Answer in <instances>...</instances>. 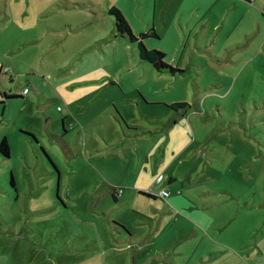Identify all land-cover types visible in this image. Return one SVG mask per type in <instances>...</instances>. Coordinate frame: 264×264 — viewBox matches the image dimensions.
<instances>
[{
  "label": "rangeland",
  "instance_id": "rangeland-1",
  "mask_svg": "<svg viewBox=\"0 0 264 264\" xmlns=\"http://www.w3.org/2000/svg\"><path fill=\"white\" fill-rule=\"evenodd\" d=\"M0 1V62L12 68L0 88L18 95L25 88L30 91L24 98L0 103V137L11 148L8 159L0 155V264H134L132 254L126 253L129 233L118 221L128 223L137 236H148V256L142 261L148 264H247L230 248L240 250L241 245L246 257L260 253L261 1ZM111 5L122 11L135 34L147 32L148 26L136 33L131 13H147L152 20L161 7L170 26L156 30L159 37L145 44L163 51L184 72L176 77L159 74L141 61L137 45L117 36L107 12ZM111 79L116 85L103 83ZM141 92L151 103L145 110L159 122L167 112L160 103L188 105L191 133H178L179 143L195 140L194 146L201 148L190 180L198 179L197 171L203 175L204 162L213 157V180L186 190L198 204L206 202L213 209L209 231L195 232L181 223L180 215L159 213L167 204L162 198L135 195L114 201L108 194L107 179L130 180L112 178L100 168L110 159L117 165L125 159L121 146L109 154L102 149L98 128L111 124L102 106L109 98L124 100L135 124L130 127L154 132L161 124L142 118L151 119L128 103ZM89 149L98 150L91 154ZM172 189L167 185L168 192ZM142 221L152 227H139Z\"/></svg>",
  "mask_w": 264,
  "mask_h": 264
},
{
  "label": "crops",
  "instance_id": "crops-1",
  "mask_svg": "<svg viewBox=\"0 0 264 264\" xmlns=\"http://www.w3.org/2000/svg\"><path fill=\"white\" fill-rule=\"evenodd\" d=\"M219 1L220 0H214V3H218ZM224 1L230 2L231 4L233 1L239 2L237 0ZM259 1H261L262 6L259 8V10L264 16V0ZM240 3L248 5L250 4V0H243V2ZM162 5H164V3L161 4V6ZM1 10L2 6L0 1V11ZM160 10L161 7L159 8V12L155 14L152 20L148 17L147 13H140L138 11L137 16H134L133 13H131L130 18L133 20L132 26L135 32L137 33L136 30H143L144 27L147 26V32L152 27H154L156 30H161L162 28L170 26L168 17L163 13L160 14ZM136 17H139L140 19ZM161 24L163 26H161ZM142 32L143 31L139 33ZM6 68H8L7 72L5 71ZM11 70V67H5L4 64L0 62V82L3 80V78H5V75L10 73ZM88 80L94 82L97 79ZM88 80L84 82L87 83L89 82ZM105 81L107 80H103V83L106 85H116V81L114 79H111L108 82ZM26 89L27 88L23 90L22 96L24 97L30 93L29 91L27 94H24ZM1 92L6 91H2L0 88V93ZM88 99L90 104L93 101V97ZM135 100L136 101L134 102L130 101L128 103H131L133 106L137 105L142 114L150 116L151 119L148 117L142 118L161 125L160 128L154 132L139 131L137 128H131L130 126L133 127L135 124L132 123V118L128 117V110H125L126 108L124 100H122L121 103H118V101L114 98L105 100L102 106V111L105 113V115L107 114L106 120L111 122V124L109 123V125L105 124V126H102L104 125L103 123L98 128L100 136L99 140L102 143L104 142L102 149L109 154L114 148L121 146L123 152L125 153V159H122L124 164L121 165H117L116 162H112L114 159H110L107 164L105 163L99 166L104 172L111 174V176H113L112 178H116V176L118 177L120 175L127 177V179L130 180L129 182H123L107 179L108 186L106 189L108 190V194H111L110 189L115 187L117 190L122 191L118 195V200H122L124 198H133L135 195L147 196L146 194H151L153 197H147L153 199L158 197L162 198L163 200L167 201V204L165 205V210L157 209L159 213L167 214V212H170L176 216L180 215L182 217L181 223L184 222L185 225L190 226L195 230V232L209 231L210 228H213V209H211V207L206 202L198 204L186 191L188 190L187 188L200 185L203 180H205V182L208 180H213V171L211 170V168L213 169L212 156H209V160L204 162V164L206 163V170L203 172V175L197 171L198 175L196 178L198 179L196 181L190 180L193 171L195 172L197 169L196 167L200 160L199 155L201 148L198 146V144L197 146H194V143H197L195 140L179 143L178 133H191L190 127H192V122L190 117L187 118V110H185L188 105L184 107L173 108L171 105L175 102L167 103L165 105L160 103L159 105L164 106L167 112L166 117H164V119L159 122L158 119L152 118L153 115H150L145 110L144 106L151 103L148 102V97L144 92L139 93ZM66 118L67 116H65L64 121H62L64 129ZM65 132H67L66 129ZM153 134H155V136H153ZM154 137H157L156 140L151 141V139ZM4 138L0 137V140ZM33 139H36L35 136ZM78 139L81 141L80 137ZM89 150V153L92 154L98 149ZM91 154H89V158L92 157ZM120 157L123 158L122 155ZM178 181L181 182L180 186H178ZM167 185L173 189L171 192H169L168 197H162L160 193L163 190H166ZM200 193L203 194L202 192ZM116 223L121 224L122 227H124L129 233L128 239L130 240L131 244L128 245L126 249H129L130 251H127L126 253L132 254V260L134 261V264H148L142 262L146 260L148 256L145 247V245L148 244V236H137L136 231H134L132 227L125 221H118ZM224 226L225 225L221 224V228H224ZM139 227L144 229L150 228L152 226L150 225V222L142 221ZM134 244L136 245L134 246ZM256 245L258 246L260 253L258 254L257 252H254L255 255L248 253L249 255H247V257L244 254L245 251H247L244 245H241L242 249L240 250L233 246L230 248L240 259L246 260L247 264H264V240L261 242L259 239L256 242Z\"/></svg>",
  "mask_w": 264,
  "mask_h": 264
},
{
  "label": "trees",
  "instance_id": "trees-1",
  "mask_svg": "<svg viewBox=\"0 0 264 264\" xmlns=\"http://www.w3.org/2000/svg\"><path fill=\"white\" fill-rule=\"evenodd\" d=\"M107 12L109 15H111L114 18L117 36L126 39L131 44L137 45L141 61L150 63L158 73H168L173 77H176L178 74H182L184 72L182 69H179L178 67H175L174 65L170 64L167 61L166 54L163 51H160L158 49L147 48L145 44V40L153 37L156 38L159 37L154 27H152L148 32L135 34L129 22L127 21L122 11L118 7L114 5L109 6ZM0 97H1L0 99L1 104H4L6 99L17 98V97L24 98V96L22 95L8 93V92H1ZM184 106H187V104L174 103L171 105V107L173 108L184 107ZM32 137L34 138L33 135ZM10 153H11V149L9 142L7 138H4L0 142V155L4 159H8L10 157ZM12 184L14 185L13 180H12ZM110 190L114 201H117L119 190H117V188L115 187L111 188ZM146 195L153 197L151 194H146Z\"/></svg>",
  "mask_w": 264,
  "mask_h": 264
},
{
  "label": "built area",
  "instance_id": "built-area-1",
  "mask_svg": "<svg viewBox=\"0 0 264 264\" xmlns=\"http://www.w3.org/2000/svg\"><path fill=\"white\" fill-rule=\"evenodd\" d=\"M6 72L8 71V68H6V70H5ZM29 92V89L27 88L25 91H24V94H27ZM122 191L120 190L119 191V193H121ZM160 195L162 196V197H168L169 196V192L168 191H166V190H163L161 193H160Z\"/></svg>",
  "mask_w": 264,
  "mask_h": 264
}]
</instances>
